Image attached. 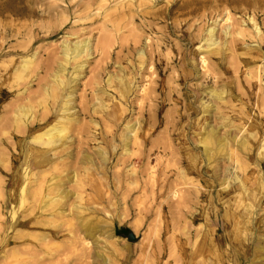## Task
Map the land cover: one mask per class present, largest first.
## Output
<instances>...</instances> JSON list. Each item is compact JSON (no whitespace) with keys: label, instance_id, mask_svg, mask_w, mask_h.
<instances>
[{"label":"bare ground","instance_id":"bare-ground-1","mask_svg":"<svg viewBox=\"0 0 264 264\" xmlns=\"http://www.w3.org/2000/svg\"><path fill=\"white\" fill-rule=\"evenodd\" d=\"M187 5L185 6L187 7ZM229 5L234 7V11L241 14H251V17L248 18L251 23L250 30L247 29L244 20H234L231 17ZM241 6L245 8L240 10ZM179 12L177 13L179 14ZM262 12H264V1L228 0L221 13H218V15L223 14L219 22L215 21L210 26L202 27L198 34L191 36L190 43L195 46L193 55L200 57L199 68L202 70L203 80L199 84L192 83L198 78V69L192 59H186L184 49H178L179 59L177 61L180 64V72L169 77L170 73L172 74L175 70L173 65L176 56L171 60L168 57V52L162 55L161 50L163 48L167 50L169 47L168 41L157 38L156 42L149 43V38L137 34L139 32L130 34L129 40L120 45V51L125 50L131 55L127 56L126 67L116 62L114 64L117 66L116 69L114 67L115 71L105 74L104 78L106 79L103 81L105 87L99 89L103 96L95 106L90 108L88 113L89 121L95 127H97V123L93 120V115L99 114L103 118L107 114L105 124L111 127L112 124L125 118V114L128 112L127 107H129L128 99L134 93V88L137 89L133 103L137 102L139 105V108H135H138L140 114L135 121H127L121 130L119 138L122 154L131 156L133 152L139 150L142 151L143 158L147 161L151 155H155L154 157L159 162L163 156H167L165 153L167 150H160V146L164 147L161 145L163 139L154 138L153 135L162 134L165 136V145L173 148L174 151L169 152V156L171 155L174 160L178 159L179 166L173 179L171 175L173 172L167 170L169 168L167 163L165 168L163 167L165 172L154 173L155 176L150 173L153 180L151 187L154 185L153 188H155L154 191L158 197L166 201L169 198L176 201V206L173 207H177V210L178 208H187L186 206L189 204L194 205V202L197 201L195 211L190 215L191 223H195L192 225L196 229L192 235L193 239L190 238L191 245L185 240H178L176 232H174L176 228L173 226L171 229L172 234H170L173 236L174 243L171 245L170 251L167 252L168 258L174 259L176 247L181 264H245L250 254H252V259L248 264H264V245L261 244L264 242V235L260 234L261 228L264 227V221L258 216V213H264V63H262L264 58H260L264 55L261 51L264 47L260 49V45L264 44V31L261 29V26L264 27V21L262 24L258 23V14ZM220 22H223L222 26H220ZM111 38V34L105 32L99 39H94L96 40L94 45L91 38L75 39L74 43L63 41L59 59L56 60V70L51 77L52 81L49 86L44 87L45 96L53 99V105L46 107L40 116H33L31 108L24 105L17 107L14 111L12 122L15 131L20 136L14 141L16 146L14 150L18 155L22 172L21 177L14 180L9 187L8 197L3 199V193L0 192V258L9 261H5V264L6 262L7 264H25L28 261L34 264H44L38 263L40 258L38 255H41L39 254L41 252L48 257L46 264H60L56 257H51L49 253L53 247V245L50 247L49 244L52 242L56 244V239L59 236L57 231L61 224L56 221L58 217L68 218V225L66 224L68 240L73 235V218L78 221L79 235H81L78 238L74 236L75 241L77 239L78 244H81V249L79 246L75 247L76 243L72 242V245L70 242L73 252H77L76 254L79 256L78 260H75L74 263L65 262L67 264H87L85 260L88 257L85 255V251L90 243L97 249V237L99 236L106 235L105 237L110 240L112 248L118 247L120 242H124V249L129 246L128 242L114 234L111 216L101 220L100 223L88 220L89 215L84 216L83 214L90 213L91 209L83 205L84 201L81 197L83 195L80 196L79 193L76 194L77 192L71 194L64 188L63 182L56 175L45 180L39 178L43 175L46 176L50 169L55 168L57 160L72 159L69 153L61 157L56 153L58 149H66L71 141L67 131L72 125L78 124V115L74 107L75 85L84 73L87 61L93 52L99 54V58H101L99 64L101 62L102 66L103 63L105 64L104 70H107L112 64H110L113 59ZM247 39H251L258 45L253 48L257 51V53L255 52L257 57L242 62L245 68V78L238 82V95H235L231 89L232 83H229L231 79L222 78L224 75L220 70L223 67L226 72L236 74L241 63L238 61L235 48L237 44L247 47ZM144 40H148L145 48L143 47ZM35 57L36 53L21 58L18 65L13 68L12 74L15 80L18 81L24 77ZM214 57L215 63L212 64L211 61ZM217 67L218 70H216ZM167 74L168 78L162 81L160 77ZM27 76L29 77V75ZM173 83L177 85V88L180 87L181 91L187 86L191 90V97L184 92L183 101L174 103V100H169L165 94L169 92L168 87ZM245 95H248L251 107L248 114L243 110L244 104L243 101L241 102V98ZM176 96L179 97L177 94ZM152 100H155L154 105L146 109L150 105L147 103L148 105L144 107V104ZM113 101H116L117 104L114 109L109 110ZM234 101L242 104L238 115L245 116V121L242 117L230 115L236 107ZM171 103L172 107L169 110L176 109L175 119L171 117L174 119L172 123L171 119L169 120L162 112L158 110L154 112L156 108L164 109L166 104ZM144 113L147 114V118L151 122H146ZM169 113L167 112V114ZM152 118L154 121L151 120ZM102 120L104 121V119ZM232 130H236L237 133L231 135ZM241 132L243 135L238 137V133ZM116 148L113 141L112 151H116ZM89 155L86 153L83 155L82 163L92 166L94 165L93 160ZM96 156L100 160V165L96 167L103 171L104 165L108 161L106 150L100 146L97 147ZM172 163L174 164L173 161ZM220 163L223 164L224 172L221 180L217 175V167ZM0 165H3L1 160ZM145 165L148 166L146 162ZM83 171L84 175H88L90 169L84 168ZM49 172L48 177L51 175ZM134 172L132 171V174ZM147 172L149 173V171H146V176L149 175ZM143 174L145 175V173ZM76 179L77 176L74 172L72 176L66 178L70 183H74ZM82 181L80 182L82 183ZM181 186H190L191 189L182 192ZM80 187L79 184L78 189ZM216 187L219 190L214 196L212 190ZM69 198H73L74 201L66 208L65 201ZM36 204L37 207H35ZM6 206L9 207V221L2 213ZM34 208L37 210L35 215H33ZM220 208L223 212L221 217L218 215ZM174 211L175 209L172 212ZM158 213L160 214V212ZM220 225L225 232L218 236L217 231ZM188 246V249L184 248ZM5 247L10 249L4 251ZM78 253L80 254L78 255ZM31 258L33 261L30 260ZM93 258L100 264H115L103 252H95ZM88 263L90 262L88 261ZM173 264H177V261Z\"/></svg>","mask_w":264,"mask_h":264},{"label":"rangeland","instance_id":"rangeland-1","mask_svg":"<svg viewBox=\"0 0 264 264\" xmlns=\"http://www.w3.org/2000/svg\"><path fill=\"white\" fill-rule=\"evenodd\" d=\"M227 1L228 0H0V160L3 161V165H0V192L3 193V199L8 197L9 187L14 180H18V178L21 177L22 172V166L18 161V155L14 150L16 147L14 141L20 137L17 134V131H15L16 129L12 122L15 109L24 105L25 107L31 108L33 116H40L46 107L48 108V106L51 104L53 105L54 103L52 98L50 99L45 96L44 87L49 86L52 81L51 77L56 70V60L59 59L62 42L67 41L74 43L76 40L91 38V42L94 45L96 43L95 41L106 32L107 34H111V40L113 41V59L110 62V64H112L107 70H104L105 64L103 63V66L102 62L99 64V60L101 61L99 54L91 52L93 55L87 61L88 64L85 67L84 73L80 76L74 89V107L78 115V124L72 125V127H74H70L67 131V135L71 138V141L67 146L68 148L66 147L64 150L58 149L59 152L57 151L56 153L60 157L69 153L72 156V159L57 160L55 168L52 170L50 169V172L48 171L51 175L48 177L47 172L46 176L43 175L39 178L45 180L51 176H58L67 191L71 194L77 192L76 194L79 193L78 195H83L81 196L84 201L83 205L88 206L91 209L90 213L86 212L83 214L84 216L89 215L88 220L93 221L94 223H100L101 220L111 216L114 234L117 237L124 239L125 242H128L129 244L126 249L123 248L124 242H120L118 247L112 248L110 246V240L105 237L106 235L99 236L97 237V249L92 243L87 247L85 255H87L88 258H86L87 260H85V263L100 264L99 261L95 260L93 257L95 252H103L107 257L113 260L115 264H144V262L145 264H173L175 261H177L178 264V260L179 264H181V258L177 254L178 250L176 247V255L174 259L170 257L168 258L167 252L170 251L172 248L171 245L174 243L171 229L173 226L176 228L174 232H176L175 235L178 240H185L187 243H191L192 240L190 238H192L196 229H194L195 227L192 225L195 223H191L190 215L194 213L197 206L195 203H197V201L194 202V205L189 204L186 206L187 208H178L177 210V207H173L176 206V201L174 202L173 200H170L171 198L166 201L161 197H158L155 194V188H153L154 185L151 187L153 180L151 179L152 175H150V173H152L153 176H155L157 172L163 173L162 171H164L167 163V166H169L167 170L173 172L171 174L173 179L174 173L179 166V163L177 162L178 159L174 160L171 155L169 156V152L171 153L174 151L173 148L165 145V136L162 134H158L157 136L155 134L153 135L154 138L158 137L157 139H163L161 145H164V147L160 146L162 149L160 147L158 148H160V150H167L165 151L167 156H163V154V158L162 160H159V162L156 160V157H154L155 155H151L149 161H147L143 158L142 151L139 150V152L135 150L136 152H133L131 155L132 157L122 154V146L119 138L121 130L127 121H135L140 114L138 110L139 105L137 102L133 103L137 89L134 88V93L128 99L129 107H127L128 112L125 114V118L116 124H112L111 127L105 124V117H107V114H105L104 117L102 116L103 118H101V115L99 114L93 115V120L97 123V127H95L90 123L88 113L90 108H92L93 105L95 106L96 102L101 100L103 96L99 89L105 87V83L103 82L104 79H106L104 78L105 74L115 71L117 66L114 64L116 62H119L123 67H126L127 56L131 55L125 50H121V52L120 45L125 44L132 33L139 32L137 34L142 35L143 37H148L149 43L151 41L152 43L156 42V40H158L157 38H159V40L164 39L166 42L168 41L169 47L167 50L164 48L161 50L162 55L168 52V57L171 60L176 56L173 65L175 70H173L172 74L170 73L169 77H173L174 74H177L176 72H180V64L177 61L179 59L178 49H184V51H186V59H192L195 63V67L198 69V78L192 83L199 84L203 80V75L201 74L202 70L199 68L200 57L193 55L195 46L191 45L190 38L191 36L198 34L202 27L210 26L215 21L219 22L223 17V14L218 15V13H221L222 8ZM187 4H191V7ZM185 5H187V7ZM229 8L231 17L234 20H244L247 29L250 30L251 23L248 21V18L251 17V14L249 13L248 15L247 13V15H245L238 11H234V7L231 5H229ZM244 8V6L239 7L240 10ZM177 12H179V14ZM258 21L259 24H262V21H264V12L258 14ZM219 24L222 26L223 22H220ZM261 29L264 31V27L261 26ZM146 41L148 40L143 41L144 48L146 47V44H148ZM246 43L247 47L237 44L235 48L238 61L241 63V65L238 66L240 68L236 70V74L226 72L223 67L220 70L224 75L222 78L231 79L229 80V83H232L231 89L235 95H238V82L245 78V68L243 67L242 62L257 57V51L253 48L258 47V45L253 43L251 39H247ZM262 47H264V44L260 45V49ZM147 50H149V48H147ZM261 51L262 54H264V48H262ZM34 53H36L34 59L35 62L32 61L22 79H19L18 81L15 80L12 74L13 68L18 65L21 58L31 56ZM260 58H264V55L260 56ZM162 59L164 61L165 58L163 57ZM211 63H215V57L212 59ZM262 63H264V61H262ZM96 66L97 68H95ZM96 69L100 70L98 71ZM218 69L219 68L217 67L216 70ZM170 72H172V70H170ZM95 73L97 74L95 75ZM27 75H29V77ZM160 78L164 81L168 78V74L161 76ZM176 86L177 85L173 83L168 87L169 92L167 91L168 93H166L165 96H168L167 98H169V100H174V103H176L175 101H183V97L185 96L184 92L191 97V90L187 86L183 91H181L180 87L177 88ZM176 94L179 97H177ZM241 99V102L243 101L242 103L244 104L243 110L248 114L249 109L251 108L248 101V95L243 96ZM147 103H149L150 106L146 107V105H148ZM154 103L155 100L147 101L144 104V107L149 109ZM116 104V101H113L110 104L109 110L114 109ZM234 104L236 107L230 115L233 117H242L243 121H245V116L238 115V110L242 104L238 101H234ZM171 107L172 103L166 104V109L154 107L156 108L154 112H156V110L162 112V114H165L169 120L171 119L172 123L175 119L176 109L169 110ZM167 112L170 113L167 114ZM144 114L146 115V117L144 115L146 122L150 121V119L147 118V114ZM102 119H104V121ZM151 120L154 121L153 118ZM72 129H74V131H72ZM78 131H81L82 134ZM72 132L73 134H71ZM236 133V130H232L231 135H235ZM242 135L243 133L241 132L238 133L237 136L240 137ZM112 138L115 146H117L116 151H112L111 149L113 144ZM99 146L104 148L108 155V161L104 165L105 167L103 171H100L96 167L100 165V160L96 156V149ZM85 153L86 155L90 154L89 156L93 160L94 165H84L82 163L83 155ZM145 162L148 166L145 165ZM143 167H147L148 169H144ZM84 168L90 169L88 175H84ZM60 169L61 171H59ZM131 170L133 172L135 170V172L132 174ZM146 171H149V173L147 172V175L149 174L148 176H146ZM73 172L77 176V179L74 183H70L66 178L67 176H72ZM142 172L145 173V175ZM53 173L54 175H52ZM217 175L220 180L224 176L222 163L217 167ZM80 181H82V183ZM79 184L81 187L78 189ZM180 188L182 189V192H187L191 189L190 186H181ZM218 190V187L212 190L214 196ZM73 201V198L67 199L65 201L66 208L68 205H71ZM8 206L4 207V209L2 207V213L3 215H6L7 221H9ZM35 207H37V204ZM34 209L35 212L33 215L37 213L36 208ZM174 209L175 211L172 212ZM158 212H160V214ZM222 213V208H220L218 210L219 217H221ZM258 216L264 221V213L260 212L258 213ZM56 221L61 224V227L57 231L59 236L56 239V244H54V242L49 244L50 247H52V245L54 247L50 249L49 253L51 254V257H56L60 264L74 263L75 260H78L77 257L79 256H77V252H73L72 245L76 243L75 247L81 246V244H78L79 242H77V239L75 241V238L81 237V235H79L78 221L73 218V235H71L69 240L66 238L68 230L66 224L68 225V218L58 217L56 218ZM188 224L191 225L189 226ZM224 232L225 230L220 225L217 235L220 236ZM129 234H132L135 238L133 242L127 240ZM260 234L264 235V227L261 228ZM186 235L189 236L187 237ZM70 242L71 244L73 242V244L71 245ZM261 244L264 245V242ZM184 248L188 249L189 246ZM9 249V247H5L3 250L6 251ZM52 249L57 250L53 251ZM79 249H81V247ZM157 252L159 255H157ZM39 254L41 255H38V258L40 257L38 263H48V257L46 254L44 255L42 252ZM79 254L80 253H78V255ZM250 259H252V254L248 256L245 264H248ZM30 260L33 261L32 258ZM5 261L9 262L8 260H1L0 258V264H5ZM88 261L90 263H88ZM29 263L31 262L28 261L25 264Z\"/></svg>","mask_w":264,"mask_h":264},{"label":"water","instance_id":"water-1","mask_svg":"<svg viewBox=\"0 0 264 264\" xmlns=\"http://www.w3.org/2000/svg\"><path fill=\"white\" fill-rule=\"evenodd\" d=\"M134 239H135V238L133 237L132 234H129V235L127 236V240L130 241V242H133Z\"/></svg>","mask_w":264,"mask_h":264}]
</instances>
